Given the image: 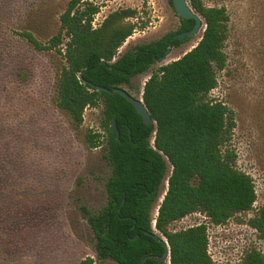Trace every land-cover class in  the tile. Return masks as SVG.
<instances>
[{
  "label": "trees",
  "instance_id": "16d2710c",
  "mask_svg": "<svg viewBox=\"0 0 264 264\" xmlns=\"http://www.w3.org/2000/svg\"><path fill=\"white\" fill-rule=\"evenodd\" d=\"M82 1L68 3L59 18V32L48 45L28 32L20 36L34 50H54L62 57L51 104L72 130L82 125L85 109L102 104L100 125L107 133L104 145H99V133L88 131L84 138L88 148H101V158L109 169L105 202L96 212L80 207L96 259L140 264L147 256L159 258L163 248L152 236L157 234L169 247L168 264H211L203 224L178 231H171L170 226L193 213L221 226L234 215L251 211L256 201L251 178L235 168V155L226 147L235 127L233 112L222 102L208 99L217 86V73L226 65V9L187 0L203 19L204 30L190 51L160 66L144 83L141 98L155 123L146 127L123 97L97 91L94 86L112 90L130 85V79L148 71L167 48L181 44L172 36L190 30L194 21L180 19L176 33L115 58L137 27L131 22L136 11H114L92 29L93 15L99 9ZM113 120L118 138L111 128ZM165 178L166 191L153 219V206ZM246 225L264 242V205ZM80 264L93 261L86 258ZM145 264L159 263L151 259ZM241 264H264V255L247 251Z\"/></svg>",
  "mask_w": 264,
  "mask_h": 264
},
{
  "label": "rangeland",
  "instance_id": "374dc122",
  "mask_svg": "<svg viewBox=\"0 0 264 264\" xmlns=\"http://www.w3.org/2000/svg\"><path fill=\"white\" fill-rule=\"evenodd\" d=\"M70 1L0 0V264H80L86 258L93 264H116L96 259L80 212L82 206L96 212L105 202L109 169L101 148H88L84 138L88 131L99 133V145H104L102 104L85 109L82 125L72 130L51 104L62 57L54 50L36 51L20 36L28 32L48 45L59 32L60 15ZM87 1L98 7L99 20L120 9L136 11L131 22L137 27L115 58L174 34L180 26L169 0ZM201 1L224 7L229 17L223 48L226 65L217 73V86L208 99L233 112L235 127L226 147L235 155V168L251 178L256 201L251 211L236 214L221 226L193 213L170 230L203 224L211 264H241L247 251L264 255V242L246 225L264 205V0ZM202 32L170 47L163 61L120 88L140 99L151 73L190 51ZM166 187L165 178L153 219Z\"/></svg>",
  "mask_w": 264,
  "mask_h": 264
},
{
  "label": "water",
  "instance_id": "95a60500",
  "mask_svg": "<svg viewBox=\"0 0 264 264\" xmlns=\"http://www.w3.org/2000/svg\"><path fill=\"white\" fill-rule=\"evenodd\" d=\"M171 5L176 15L180 19L194 21V24L190 30L183 31V32L173 35L172 36L173 41H183L186 38H190L192 36L197 35L201 29L204 30L203 19L191 9L187 0H171ZM169 52H170V48H167L164 54L161 57H159V59L155 60V62L163 61L167 57ZM94 88L97 91H103L110 95H113V94L120 95L129 104L133 106L135 112L141 117V120L146 127H151L155 124L154 121L151 119L150 114L148 113L147 109L145 108L142 98L140 99L134 98L133 96H131L129 93H127L124 89L120 87H115L112 90H108L106 88L99 87V86H94ZM111 128L113 132L115 133L116 137L118 138V130L115 125V120L112 121ZM123 204H124V200H122L121 202V207L123 206ZM152 236L156 241H158L161 244L163 248V253L159 258H153L152 256H147L142 260L140 264H145L147 260H151V259L155 260L159 264H163L169 260V247L166 241L157 234H153ZM137 238H138V235H136L134 238H131L130 240L133 241V240H136Z\"/></svg>",
  "mask_w": 264,
  "mask_h": 264
},
{
  "label": "built area",
  "instance_id": "2783aa9c",
  "mask_svg": "<svg viewBox=\"0 0 264 264\" xmlns=\"http://www.w3.org/2000/svg\"><path fill=\"white\" fill-rule=\"evenodd\" d=\"M99 14L100 13L97 12L95 15H93V18H92V21H91L92 29H96L97 27H99L100 24L102 23V21L105 19V17H103L101 20H99ZM166 185H167V181H166ZM167 264H168V261H167Z\"/></svg>",
  "mask_w": 264,
  "mask_h": 264
},
{
  "label": "flooded vegetation",
  "instance_id": "af4514ba",
  "mask_svg": "<svg viewBox=\"0 0 264 264\" xmlns=\"http://www.w3.org/2000/svg\"><path fill=\"white\" fill-rule=\"evenodd\" d=\"M160 57H161V56H160ZM157 59H159V58L154 59V62H155V60H157Z\"/></svg>",
  "mask_w": 264,
  "mask_h": 264
}]
</instances>
